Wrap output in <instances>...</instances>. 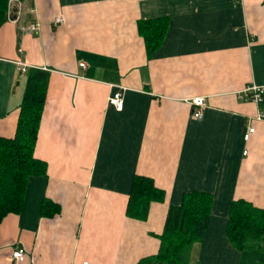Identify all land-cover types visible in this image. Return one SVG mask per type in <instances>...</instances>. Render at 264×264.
Segmentation results:
<instances>
[{"label":"crops","instance_id":"crops-1","mask_svg":"<svg viewBox=\"0 0 264 264\" xmlns=\"http://www.w3.org/2000/svg\"><path fill=\"white\" fill-rule=\"evenodd\" d=\"M8 16L0 136L15 133L28 69L46 68L49 80L33 150L45 174L28 179L19 211L0 222V264H137L157 253L170 206L194 190L212 198L190 248L197 264H252L264 253L226 234L232 201L264 208V119L255 120L264 102L237 95L264 85V0H10ZM151 19L167 28L148 56L138 22ZM116 90L121 111L108 104ZM195 96L205 97L201 119ZM135 175L164 191L141 219L126 214ZM44 201L59 211L49 216ZM16 246L26 254L17 263Z\"/></svg>","mask_w":264,"mask_h":264},{"label":"trees","instance_id":"trees-1","mask_svg":"<svg viewBox=\"0 0 264 264\" xmlns=\"http://www.w3.org/2000/svg\"><path fill=\"white\" fill-rule=\"evenodd\" d=\"M9 0H0V26L9 18ZM165 19L141 20L139 34L150 56L164 40ZM49 72L30 68L19 106L13 137L0 136V222L8 213H17L22 205L27 181L31 176L45 174V163L33 155L37 133L45 105ZM164 191L147 176L135 175L126 206V214L144 218L152 201H163ZM212 198L202 191L185 193L178 206H170L164 230L159 236L156 254L137 264H187L186 254L194 243L200 242L208 226ZM43 209L52 216L59 206L44 201ZM226 234L238 249L261 248L264 251V208L244 199L231 202L228 210Z\"/></svg>","mask_w":264,"mask_h":264},{"label":"built area","instance_id":"built-area-1","mask_svg":"<svg viewBox=\"0 0 264 264\" xmlns=\"http://www.w3.org/2000/svg\"><path fill=\"white\" fill-rule=\"evenodd\" d=\"M63 17L62 15H57L53 21L52 25L57 26L63 22ZM39 27V24L37 22L30 23L29 25L25 26L26 30L29 31H35ZM18 69L20 72L25 73L27 70V65L23 64L20 61L16 62ZM79 66L84 67V62H79ZM46 70L45 68H43ZM238 97L240 99H247L255 104L261 106L264 102V85H259V84H251L243 88L242 90L238 91L237 93ZM189 103H191L195 109H193V117L196 119H201L202 118V113H201V107L204 106L205 104V97L203 96H195L189 99ZM108 104L113 106L117 111H121L123 108V93L121 90H116L115 92L110 95L108 98ZM264 119V110L261 109L257 113L255 120H261ZM254 132V127L249 124L247 132L244 134L243 138L244 140H248L249 136L251 133ZM244 154H246V151H244ZM11 258L12 260L17 263L20 261H23L26 254L24 249L21 246H16L12 252H11ZM82 264H89L88 262H84Z\"/></svg>","mask_w":264,"mask_h":264},{"label":"rangeland","instance_id":"rangeland-1","mask_svg":"<svg viewBox=\"0 0 264 264\" xmlns=\"http://www.w3.org/2000/svg\"><path fill=\"white\" fill-rule=\"evenodd\" d=\"M10 1V0H9ZM25 64V63H23ZM46 69V68H45ZM47 70V69H46ZM196 246H193L192 250H189L186 254L187 258V264H197L196 262ZM256 255H258V258H254V261H251L252 264H264V253L261 250L255 251ZM25 259V258H24ZM258 260V262H257Z\"/></svg>","mask_w":264,"mask_h":264}]
</instances>
